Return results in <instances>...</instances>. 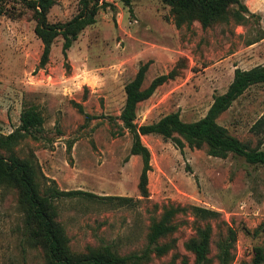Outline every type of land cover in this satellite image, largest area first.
<instances>
[{"label": "rangeland", "instance_id": "obj_1", "mask_svg": "<svg viewBox=\"0 0 264 264\" xmlns=\"http://www.w3.org/2000/svg\"><path fill=\"white\" fill-rule=\"evenodd\" d=\"M104 1L95 21L79 32L66 53L64 37L57 35L48 61L40 66L43 41L35 34L32 9L19 0H3L9 12H0L1 130H13L21 111L34 105L43 113L42 134L37 139L28 135L16 149L21 155L34 153L44 181L54 178L59 188L131 196L121 204L96 196L57 199V219L72 249L109 244L121 254L141 252L150 220L164 204L173 203L188 206L176 215L175 247L161 255L152 252L141 264H182L183 257L193 264L185 242L197 224L206 222L212 225V260L207 264H217V241L230 226L236 231L230 264H247L253 246H264V165L235 151L214 156L206 146L181 149L169 137L144 134L151 150L144 196L138 188L142 159L129 153L132 138L118 116L125 82L146 61L143 86L169 69L176 74L138 102V123L174 110L184 120L204 115L213 95L230 84L235 66L264 64V0H240L249 8L243 10V21L231 14L207 27L197 19L176 26L170 4L163 0H131L132 7L121 0ZM54 2L47 13L52 22L70 18L80 8L79 0ZM216 119L251 146L264 148V83L250 85ZM196 204L218 214L204 218L193 211ZM23 216L16 191L0 187V264H45L44 249L25 238Z\"/></svg>", "mask_w": 264, "mask_h": 264}, {"label": "trees", "instance_id": "obj_2", "mask_svg": "<svg viewBox=\"0 0 264 264\" xmlns=\"http://www.w3.org/2000/svg\"><path fill=\"white\" fill-rule=\"evenodd\" d=\"M32 9L35 19V34L43 41L39 65L43 66L49 58L50 48L57 37H64L63 52L71 47L79 32L92 24L104 0H79V11L70 18L52 22L47 13L55 0H19ZM132 7L131 0H121ZM170 4L173 21L176 26L198 20L203 27L217 21L228 20L231 14L238 22L243 21L248 6L240 0H163ZM238 6H232L233 3ZM0 0V12L8 14V8ZM148 62L141 63L137 72L124 84L125 100L120 115V126L129 131L132 142L129 153L140 155L142 168L138 188L144 196L148 195V170L150 164V148L144 143L141 135L156 133L169 137L181 149L188 144L191 147L206 146L207 153L224 157L229 152L243 156L251 163L264 165V148L251 146L247 141L228 131L227 127L216 118L230 107L232 101L243 93L250 85L264 83V64H256L249 68L234 67V76L227 88L213 95L207 112L194 119H182L179 110L166 112L155 121L138 123L136 121L138 102L149 97L155 88L174 77L176 70L169 69L156 75L150 83L143 86ZM79 110L85 112L80 103ZM90 116L86 113V117ZM43 113L34 105H27L19 114V123L11 131L5 133L0 128V187L13 188L17 193V204L22 210L23 228L26 240L32 245L41 247L44 252L45 264H141L152 252L157 255L168 252L175 247L176 240L171 233L177 228V213L188 206L180 204H164L162 213L154 216L147 231V246L141 251H129L121 254L109 244L89 246L86 250L76 251L70 246L69 237L63 223L57 219L59 208L56 200L61 196H85L100 198L102 202L127 203L131 196L100 195L82 189L59 188L54 178L44 181L34 153L31 151L21 155L17 146L28 135L37 139L43 131ZM128 156V155H127ZM195 213L202 217L218 214V211L199 204L192 205ZM212 225L209 222L197 224L195 232L185 242V246L194 255L193 264H207L212 258ZM164 238V239H163ZM236 243L235 228H227L225 235L217 241L218 252L215 254L217 264H230L234 256L233 247ZM182 264H189L185 257ZM167 264H174L171 260ZM247 264H264V246L255 244L251 259Z\"/></svg>", "mask_w": 264, "mask_h": 264}]
</instances>
